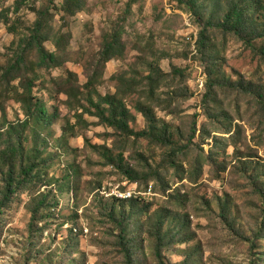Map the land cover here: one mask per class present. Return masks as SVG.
<instances>
[{
	"label": "rangeland",
	"instance_id": "374dc122",
	"mask_svg": "<svg viewBox=\"0 0 264 264\" xmlns=\"http://www.w3.org/2000/svg\"><path fill=\"white\" fill-rule=\"evenodd\" d=\"M50 1L30 0V5L18 11V0H0V151L16 134H22L28 147L39 144L42 162H51L42 179L19 189L0 212V264H126L118 243L119 230L106 211L112 203L109 195L123 190L146 199L135 210L141 211L128 220V232L135 234L129 235L135 264H264V177L256 182L261 190H255L250 181L251 175L264 174L255 169L264 163V117L258 113V102L235 83L251 82L264 89V55L231 34L210 31L213 55L224 79L215 88L214 102L207 104L216 112L225 109L235 119L233 124L242 125L236 146L229 140L230 133L216 131L205 113L203 93L209 64L196 49L201 26L177 0H138L130 13L131 0H86V8L66 20L60 11L63 0H55L57 7L51 9L55 16L48 28L51 40L46 47L56 50L55 33L59 31L72 36L59 51L60 65L47 68L35 63L39 79L33 93L46 99L57 96L61 117L47 128L33 119L26 125L32 96L20 79L12 78L8 85L3 78L17 41L4 17L11 25L14 21L19 24L14 27L23 33L37 18L34 7L43 8ZM115 27L123 29V56L102 64L105 37ZM30 58L38 60L35 54ZM152 62L164 72L172 71L173 66L186 70L185 76L173 80L174 87L161 83L157 89L161 98L168 89L181 94L171 107L148 100L146 77ZM185 88L191 92L187 96ZM118 90L133 114L130 125L136 130L147 123L137 108L139 101L152 105L158 121L173 130L178 145L187 143L196 120V145L180 157L182 164L169 165L168 148L161 143L123 138L88 111L92 99L98 101ZM202 127L210 137L203 138ZM215 140L220 151L216 159H206ZM110 149H123L145 172L159 168L162 183L158 186L166 190H139L137 183L108 163L105 153ZM199 155L203 167L191 179L197 174L193 160ZM245 162L248 166H243ZM247 168V172L243 170ZM2 187L0 168V193ZM43 193L47 204L58 206L53 214L34 221L31 207ZM132 207L127 202L125 213ZM160 212L169 214L163 230H172L162 250V262L155 255L157 232L152 228L154 215Z\"/></svg>",
	"mask_w": 264,
	"mask_h": 264
},
{
	"label": "trees",
	"instance_id": "16d2710c",
	"mask_svg": "<svg viewBox=\"0 0 264 264\" xmlns=\"http://www.w3.org/2000/svg\"><path fill=\"white\" fill-rule=\"evenodd\" d=\"M138 0H131L128 4L127 13L131 12L133 5ZM178 3L184 7L185 10L192 13L199 21L201 28L198 32V39L196 40V49L199 51L203 59L209 64L208 70V82L203 93V100L205 101V113L208 119L212 120L215 124V130L223 133H230L229 140L233 145L238 144V138L241 134V124L234 120L228 111L225 109L216 112L214 106L208 105V101L215 99V88L217 84L224 79L220 68L216 63V56L213 55L212 40L210 37L211 30H219L223 33L231 34L232 36L240 39L246 46L253 51H257L259 55H264V0H177ZM25 4L30 5V0H18L17 10L19 11ZM86 0H63L60 11L64 13L63 17L66 19L75 17L78 13L86 8ZM55 6V0H51L47 6L43 8L34 7V11L37 14V18L32 27H29L27 31L21 33L18 29H15V21L13 25L10 24V19L4 17V22L9 26L11 32L16 35L17 41L15 42L14 58L5 67L3 78L11 84L12 78L20 79L22 85L26 88L28 94H31L32 101L30 105V111L26 125L33 119V122L43 128L50 127L58 118L61 117V104L57 96H50L46 99L44 96H34V87L37 86V80L39 79L38 72L35 63L40 67H53L61 64L59 61V51L63 49V46L67 44L69 38L72 36L69 32L59 31L56 34L54 44L55 51H50L46 47V42L51 40V34L48 31L51 19L54 18V14L51 12L52 7ZM216 17V19H215ZM121 27V26H120ZM115 27L114 31L106 35L103 49L101 52V63H106L109 60L123 56L125 50V43L123 41V29ZM258 42V44H255ZM35 54L38 58L37 61L32 60L30 56ZM150 73L147 75L148 89L146 94L148 100L151 102L164 103L167 107H171L172 103L178 99L181 95L177 90H165L166 97L161 98L157 89L161 86V83H166L165 86L169 88L174 87L173 80L177 76H185L186 70L181 67L173 66L172 71L164 72L158 63L152 62L150 67ZM33 75H30V73ZM119 79L123 82L127 81L125 76H119ZM169 82V83H167ZM238 86H241L242 91L247 95H251L253 99L258 102V108H260L259 114L264 117V89L261 86H254L253 83L247 82L245 85L240 81L235 82ZM184 95H188L191 92L187 91ZM120 90L116 93H107L101 96V99L95 101L92 99L91 107L87 108L93 115L97 116L100 123H105L107 126L114 128L123 138H131L132 136L136 141L143 138H147L150 141L161 143L167 147V163L169 165L177 166L182 160L180 157L186 155L187 150L191 145H196L193 139L197 132L196 120H194L192 126H190V133L186 144L178 145L175 139L174 132L170 126L162 121L159 122L156 117L152 105L149 103L139 101L137 108L146 117V127L140 130L134 129L130 122L133 120V114L130 108L126 105L124 97L119 95ZM53 102V104H52ZM212 105V103H211ZM54 108V111H52ZM237 118V117H236ZM12 130L15 126L10 127ZM214 130V131H215ZM14 131V130H13ZM68 129H66V133ZM204 127L201 128V134L203 138L205 136L210 137V133L207 132ZM216 138L213 136V139ZM27 137L17 135L14 140L8 142L6 148L0 151V168L3 171V187L0 193V212L5 206L11 203L12 197L19 189H22L25 185L32 183L35 179H42V174L45 172V167L49 166L51 162H42L39 155L43 150L40 149L39 144L28 147L25 144ZM217 141L215 140L211 146L210 154L206 159H216V153L220 150L216 148ZM111 150V149H110ZM109 151V150H108ZM105 153L106 159L109 164L118 167L119 171L123 173L130 181L137 183L140 188H144V191L156 192L157 189L166 190L165 187L158 186L162 183V175L159 168L148 170L141 169L139 165L132 163L133 161L125 155L124 150L113 152L112 150ZM139 158L144 159L143 153L138 154ZM187 159V158H186ZM191 162V160H189ZM195 163V169L203 167V161L201 155L196 156L193 160ZM243 166H248V163H243ZM246 168V167H245ZM255 169L264 172V163L256 165ZM248 171L247 169H243ZM194 176H190L191 179H196L200 171L197 169ZM264 177L263 173H256L251 175L250 181H253L255 190L259 189L256 182L259 178ZM155 180V184H151V181ZM255 182V183H254ZM126 191V190H123ZM264 194V192H262ZM109 199L112 201L111 208H106L107 216L111 220L114 226L119 230L118 243L125 256L126 264H135L131 255L130 232L135 236L133 231L128 232L129 221L137 214L140 209L138 204L142 201L145 202L144 196L137 195L135 192L130 197H120L110 194ZM127 202L133 204L132 209L125 213V205ZM117 203L118 205H116ZM58 203L47 204L46 195L43 193L41 198L36 204L31 207L32 219L34 221H40L45 216L53 214L54 207L56 208ZM47 211V212H46ZM223 211L225 208L223 207ZM38 215H41L38 218ZM155 219L152 222V228L157 232L155 255L162 262V250L165 248L167 239L172 233V230H163L165 220L169 217V214L160 212L154 215ZM174 218V216H172ZM32 220V222H33ZM173 221H176L174 218ZM264 225V218H263ZM189 264H195L188 262Z\"/></svg>",
	"mask_w": 264,
	"mask_h": 264
},
{
	"label": "built area",
	"instance_id": "2783aa9c",
	"mask_svg": "<svg viewBox=\"0 0 264 264\" xmlns=\"http://www.w3.org/2000/svg\"><path fill=\"white\" fill-rule=\"evenodd\" d=\"M133 193L134 191L132 192L131 190H126V191H120V193L116 195L120 197H130Z\"/></svg>",
	"mask_w": 264,
	"mask_h": 264
}]
</instances>
